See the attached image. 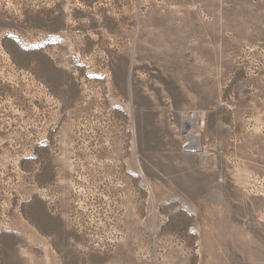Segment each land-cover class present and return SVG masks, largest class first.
I'll list each match as a JSON object with an SVG mask.
<instances>
[{
    "label": "rangeland",
    "instance_id": "374dc122",
    "mask_svg": "<svg viewBox=\"0 0 264 264\" xmlns=\"http://www.w3.org/2000/svg\"><path fill=\"white\" fill-rule=\"evenodd\" d=\"M0 264H264V0H0Z\"/></svg>",
    "mask_w": 264,
    "mask_h": 264
}]
</instances>
